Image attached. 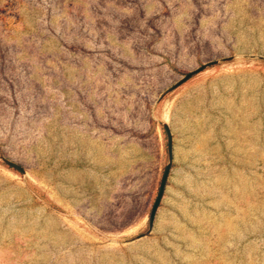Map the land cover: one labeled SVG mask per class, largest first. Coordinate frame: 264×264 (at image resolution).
I'll return each mask as SVG.
<instances>
[{"label": "rangeland", "instance_id": "rangeland-1", "mask_svg": "<svg viewBox=\"0 0 264 264\" xmlns=\"http://www.w3.org/2000/svg\"><path fill=\"white\" fill-rule=\"evenodd\" d=\"M0 155V264H264V0H0Z\"/></svg>", "mask_w": 264, "mask_h": 264}, {"label": "water", "instance_id": "water-1", "mask_svg": "<svg viewBox=\"0 0 264 264\" xmlns=\"http://www.w3.org/2000/svg\"><path fill=\"white\" fill-rule=\"evenodd\" d=\"M215 61H216V59H212V60H208L206 62H202L197 67H195V68H193L191 70L186 71L176 82H174L171 86H169L168 89L174 87L175 85H177L181 81H183L186 78H188L194 72L202 69L204 66H206V65H208L210 63H213ZM162 125H163V128H164L165 134H166L167 160H166V162L163 165V168L161 170V174H160V177H159V182H158L157 190H156L155 196H154L153 201H152L151 206H150V210H149V213H148V226H147L146 230H144L143 232H141L137 236L143 235L146 232H148L149 229H150V227H151V225H152V221H153V218H154V214H155L157 205L159 203L160 197L162 195V191L164 189L166 177H167L168 170H169V167H170L171 156H172L171 135H170V131H169L168 125L165 122H162ZM0 160L3 161L6 164H8V165H10V166L18 169V170H20L21 172H24V169L22 168V166L20 164H18L17 162L12 161L9 158H7L5 156H2V155H0Z\"/></svg>", "mask_w": 264, "mask_h": 264}]
</instances>
